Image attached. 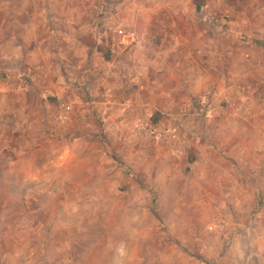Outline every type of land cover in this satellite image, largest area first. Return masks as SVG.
Instances as JSON below:
<instances>
[{
	"label": "rangeland",
	"instance_id": "rangeland-1",
	"mask_svg": "<svg viewBox=\"0 0 264 264\" xmlns=\"http://www.w3.org/2000/svg\"><path fill=\"white\" fill-rule=\"evenodd\" d=\"M36 6L84 11L92 46L45 62L49 47L0 31V264H264V0ZM173 40L206 77L179 114L98 108L103 53ZM59 102L74 109L62 122Z\"/></svg>",
	"mask_w": 264,
	"mask_h": 264
},
{
	"label": "crops",
	"instance_id": "crops-1",
	"mask_svg": "<svg viewBox=\"0 0 264 264\" xmlns=\"http://www.w3.org/2000/svg\"><path fill=\"white\" fill-rule=\"evenodd\" d=\"M71 12H79L75 23L70 19ZM148 13L154 18L157 12L151 9ZM39 14L44 16L40 17ZM84 14L79 8L68 6L39 8L36 0H0V31H12L10 35L14 39L10 40L15 44L22 38L30 44L49 47L39 53L44 55L45 62L54 59L65 61L67 52L52 47L71 45L74 48L70 52L80 60L85 56L84 47L92 44L90 40L93 37V29L87 27ZM122 15L119 23L126 27L137 26V13L125 12ZM153 22L151 19L149 24ZM146 42L149 43L144 38L141 45H148ZM178 44L174 40L167 41L161 53H151L146 46L143 55H126L119 51L111 55L110 60L98 59L102 62L95 66L93 76L104 81L101 86L109 94L107 100L102 98L97 101L98 108L110 107L114 111L121 105L128 106L126 109H130V106H155L165 114H179L188 105L191 93H198L206 87V77L195 75V60L187 53H178ZM94 54V57L99 56L96 52Z\"/></svg>",
	"mask_w": 264,
	"mask_h": 264
},
{
	"label": "built area",
	"instance_id": "built-area-1",
	"mask_svg": "<svg viewBox=\"0 0 264 264\" xmlns=\"http://www.w3.org/2000/svg\"><path fill=\"white\" fill-rule=\"evenodd\" d=\"M119 35L125 42L132 43L138 41L139 37L135 31L121 29ZM73 105L66 102H59L57 105V120L65 121L73 113Z\"/></svg>",
	"mask_w": 264,
	"mask_h": 264
},
{
	"label": "trees",
	"instance_id": "trees-1",
	"mask_svg": "<svg viewBox=\"0 0 264 264\" xmlns=\"http://www.w3.org/2000/svg\"><path fill=\"white\" fill-rule=\"evenodd\" d=\"M202 3H200V4H198V6H197V8H198V10H200L201 8H202ZM103 52V51H102ZM104 54V56H105V58L107 59V60H110L111 59V54L110 53H103Z\"/></svg>",
	"mask_w": 264,
	"mask_h": 264
}]
</instances>
